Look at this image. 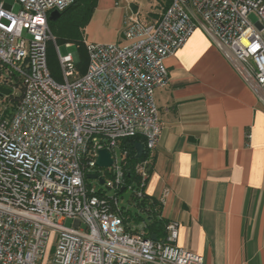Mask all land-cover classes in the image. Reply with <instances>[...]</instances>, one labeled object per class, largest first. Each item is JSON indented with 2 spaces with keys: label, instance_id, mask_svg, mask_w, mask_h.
<instances>
[{
  "label": "built area",
  "instance_id": "built-area-1",
  "mask_svg": "<svg viewBox=\"0 0 264 264\" xmlns=\"http://www.w3.org/2000/svg\"><path fill=\"white\" fill-rule=\"evenodd\" d=\"M73 1L0 0V87L9 89L0 93V264H202L177 244L176 221L159 240L145 238L142 224L126 231L119 197L143 196L162 129L154 91L168 84L165 59L196 28L240 67L264 105V0H170L155 22L130 16L126 43L85 42L82 75L77 53L61 56L48 26L49 13ZM48 42L61 81L49 72ZM15 78L23 90L13 106ZM134 136L149 152L134 167L137 187L125 183L118 144ZM103 149L112 159L108 168L95 165ZM87 174L112 193L98 195Z\"/></svg>",
  "mask_w": 264,
  "mask_h": 264
},
{
  "label": "crops",
  "instance_id": "crops-1",
  "mask_svg": "<svg viewBox=\"0 0 264 264\" xmlns=\"http://www.w3.org/2000/svg\"><path fill=\"white\" fill-rule=\"evenodd\" d=\"M127 19L116 1L97 0L85 42L126 43ZM165 65L145 193L161 200V216L179 225L177 244L202 264H264V105L256 87L201 28Z\"/></svg>",
  "mask_w": 264,
  "mask_h": 264
},
{
  "label": "trees",
  "instance_id": "trees-1",
  "mask_svg": "<svg viewBox=\"0 0 264 264\" xmlns=\"http://www.w3.org/2000/svg\"><path fill=\"white\" fill-rule=\"evenodd\" d=\"M160 11L158 13L149 12L147 15H155L157 18L153 21H148L146 18H142L143 22H155L159 19L161 13L168 7L170 0H157ZM97 0H74L73 4L67 9L61 12L59 18L54 21H48V26L54 37L55 44H74L77 48L78 61L75 64L79 74L85 73L87 66V53L85 47V34L84 29L87 25L93 10L96 6ZM47 66L51 76L61 81L60 70L58 66V60L54 49V44L48 42L47 44ZM15 87L17 89V95L11 97L12 104H16L22 94L21 80L15 78ZM141 143L144 146L143 138L140 136L126 137L120 139L118 144L121 152H124V157L121 158V165L124 170V180L126 184H133L137 187L140 184L139 176L134 172V167L137 163L145 160L149 157V152L144 149V152L140 158H136V150L134 145ZM152 157L149 162L148 174L151 172ZM147 181V179H146ZM86 184L90 185L89 180H86ZM146 185V183H145ZM145 187L142 189L143 196L141 198H135L130 196L127 203L134 208L133 213L125 205H120V217L123 220L124 228L126 231H130L128 223L132 222L135 225L142 224V235L145 238L154 237L159 240L165 236V225L169 220L164 219L161 216V202L155 197L146 195ZM98 195L106 196V190L99 187L97 190ZM118 194H121L118 192Z\"/></svg>",
  "mask_w": 264,
  "mask_h": 264
},
{
  "label": "rangeland",
  "instance_id": "rangeland-1",
  "mask_svg": "<svg viewBox=\"0 0 264 264\" xmlns=\"http://www.w3.org/2000/svg\"><path fill=\"white\" fill-rule=\"evenodd\" d=\"M8 1L10 3L13 2V0H8ZM115 1L117 2V6L123 9V15L125 18H129L131 16V17H135V18L138 17L142 19L149 12L158 13L160 11L157 0H114V2ZM18 8H19V5L15 4L14 11L16 12ZM250 19L252 21H255L256 20L255 15H251ZM58 49H59V53L61 56L77 53V48L74 44H70L68 47H66L65 44H59ZM117 155H119L118 151H117ZM106 181L108 180L106 179ZM89 182L91 184H96L97 187L101 186V185L100 186L97 185L95 181L90 180ZM106 193L111 194L112 192L109 190L108 191L106 190ZM129 197H130V193L128 191H125L122 194V196L119 197V203L120 205H125L128 209H130L131 213H133L134 208L132 207V205L127 203V200L129 199ZM64 225L71 226V220H66L64 222ZM53 240H54V235L51 234L49 236L48 244L46 246L47 254H49L52 249Z\"/></svg>",
  "mask_w": 264,
  "mask_h": 264
},
{
  "label": "water",
  "instance_id": "water-1",
  "mask_svg": "<svg viewBox=\"0 0 264 264\" xmlns=\"http://www.w3.org/2000/svg\"><path fill=\"white\" fill-rule=\"evenodd\" d=\"M60 15H61V13H59L57 11H52L48 15V20L49 21H54L57 18H59ZM0 93L2 95H8L9 94V89L0 87ZM134 148L136 150L135 157L138 159V158H140L142 156V154L144 152L143 145L141 143H136L134 145ZM111 164H112V159L110 157V154L104 149L100 150L98 152V157L96 158L95 165L97 167H99V168H108V167L111 166ZM86 179L87 180H95V179H97L99 184H103V179L97 177L96 174H87L86 175ZM151 239L154 240L155 238L151 237Z\"/></svg>",
  "mask_w": 264,
  "mask_h": 264
}]
</instances>
